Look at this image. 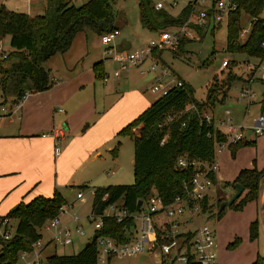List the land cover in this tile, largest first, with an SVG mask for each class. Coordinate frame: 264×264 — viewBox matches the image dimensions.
<instances>
[{
	"label": "crops",
	"instance_id": "obj_1",
	"mask_svg": "<svg viewBox=\"0 0 264 264\" xmlns=\"http://www.w3.org/2000/svg\"><path fill=\"white\" fill-rule=\"evenodd\" d=\"M197 1L199 0L188 1L187 4L192 2V8H194L198 5H194ZM214 1L211 0V3L206 6L210 11ZM178 13L179 11L173 16ZM250 18L249 27L253 21V18ZM226 19L229 21V16ZM221 22L215 23L212 19H208L204 26L192 25L193 33L191 36L181 35L184 43L178 44V48L182 51V48L186 47L193 49L196 43L202 42L209 30L214 35L215 31L220 28ZM126 23L123 21L124 25ZM115 27L118 30L121 29L119 25ZM241 29H239V36ZM89 32L86 30L78 32L74 37H79L82 50H84V42L87 48L91 44V41H88ZM90 33L93 38L94 33ZM226 44L227 28L225 37V49L227 50ZM116 45L115 49L118 54L130 50V44L127 41ZM71 46L72 43L67 51L57 53L45 62V64L50 63V67L43 68L47 70L52 80V85L48 89L29 91L20 102L15 104H10L9 101L3 102V93L0 89V216L7 214L18 203H27L37 196L50 198L55 192L70 196L71 188H78L81 185L88 186V182L97 184L99 187L118 185L119 181H114L115 178L108 176L116 173L115 170L118 169L120 162L118 145L123 135H119V131L160 97L159 94L156 96L149 94L152 93L149 86L155 74V71L149 68L152 61L150 58L144 61L147 63L143 62L141 65L129 66L121 70L119 62L109 58L105 50L99 54L89 51L82 52L81 49L79 52H71ZM5 49L8 50L9 46ZM161 54L162 51L154 53L158 59H161ZM256 59L259 62L255 64L258 65L254 73L255 79L259 70L264 71V58ZM204 63L207 62L203 61L200 65L205 66ZM223 67L226 66H222L221 63L217 71L223 70ZM246 69L242 70L247 73ZM116 70H119L117 76L114 75ZM253 81L245 82L241 90L250 86ZM252 102L253 100L250 103ZM257 105L260 106L258 116L264 115V99L259 100ZM223 113L216 119L212 106L205 107L203 110V115H211L213 127L225 138L229 134V126L244 127L245 134L242 141L246 144L233 150L232 143H230L215 154L217 169L213 182L229 184L225 199H219L217 206L222 200H227L234 194L235 186L230 183L241 169L256 167L260 170L264 168V130L259 134L253 130L258 116L251 124H245L244 120L233 122L228 108ZM140 127L141 125L132 128L135 136L140 135ZM53 134L59 135V138L56 140ZM114 148H116V154H113ZM92 164L97 165L99 170L86 179L88 177L86 169ZM263 184L264 179L261 186ZM80 194L82 196L81 192ZM245 194L246 190H243L238 198H242ZM207 199L209 200L208 194ZM69 205L72 206V204ZM71 216L70 214L65 218L60 215L61 223L73 228L74 223L71 222ZM232 216L231 233L225 236L220 247L222 249L232 238H239L241 243L233 252H226L222 249L220 256L224 255L220 258V263L251 264L260 253V245L264 244V194L260 191L257 200L246 202ZM255 220L259 224L261 221L263 232L258 224L257 237L254 241H250L249 226ZM87 222L90 223L89 220ZM93 234L94 229L87 241L92 238ZM83 235L73 232L69 243L73 245L80 242L74 253H77L87 242L81 241L80 236Z\"/></svg>",
	"mask_w": 264,
	"mask_h": 264
},
{
	"label": "trees",
	"instance_id": "obj_2",
	"mask_svg": "<svg viewBox=\"0 0 264 264\" xmlns=\"http://www.w3.org/2000/svg\"><path fill=\"white\" fill-rule=\"evenodd\" d=\"M138 5L141 24L150 31L182 26L193 6L192 2L188 3L173 16L151 6L148 0H139ZM263 9L264 0H237V10L230 13L227 26L228 51L264 58V19L259 17ZM240 11L253 18L244 42L239 41ZM113 20L114 13L108 0H86L80 6L74 5L71 0H46L44 12L34 16L0 6V36L9 37L6 57L0 58V70L4 75L1 86L3 102L15 104L29 91L48 89L52 80L42 63L57 53L67 51L78 32L86 30L100 36L116 28ZM183 41L181 39L179 44L182 45ZM209 61H206L207 65ZM216 79L214 76L207 87L206 100H195L192 87L183 82L182 87L171 88L158 97L119 131V135L133 137V182L129 185L94 187L92 212L101 214L107 205L118 201H122L129 211H134L138 200L145 199L154 191L166 201L184 193V184H189L195 171L193 166L178 168L177 158L185 156L187 161L209 163L213 160L215 146L225 140L220 131L203 119L205 107L224 100L234 75L228 70L226 79ZM219 97H222L221 100ZM189 103L192 106L186 109ZM167 117H172V120L167 122ZM138 125H141L140 135L135 136L132 128ZM244 144L245 141H239L231 146L234 150ZM113 154H116V148ZM211 177L214 180V175ZM263 179L264 168L240 170L231 183L232 186L238 183L246 190L235 205L237 209L248 201L258 199ZM84 187L87 186H78L79 189ZM105 194L107 197L103 199ZM63 204H66L65 198L55 192L50 198L37 196L27 203L20 202L2 215L17 220V224L12 238L5 240L0 237V264H15L20 252L29 251L32 243L42 238L39 229L58 214ZM221 215L222 211L216 213L218 218ZM102 222L101 228L94 231L98 236L113 237L119 242L128 241L130 220L117 222L113 217L104 216ZM257 234L255 220L249 226V238L254 240ZM238 242L236 239L229 247L236 246ZM263 263L264 258L257 256L251 264ZM44 264H97L96 241L84 245L77 253H53L45 258Z\"/></svg>",
	"mask_w": 264,
	"mask_h": 264
},
{
	"label": "built area",
	"instance_id": "obj_3",
	"mask_svg": "<svg viewBox=\"0 0 264 264\" xmlns=\"http://www.w3.org/2000/svg\"><path fill=\"white\" fill-rule=\"evenodd\" d=\"M200 5L193 19H188L185 24L175 30L160 32L158 40H151L149 46L142 50L141 54L125 52L118 54L113 46H109L111 42L118 36L119 30L114 28L105 32L100 36L101 43L108 46L105 54L112 60L119 62V68L126 69L129 66H137L151 57L152 50L155 48H163L164 46H177L181 35L191 36L193 26H204L208 19L218 23L227 18L231 12L237 10V0H215L211 11L204 7V0L197 1ZM163 4L158 2L156 9H161ZM190 23L191 25H186ZM189 29H185V28ZM251 28H242L240 35H246ZM183 31L182 33H179ZM4 37L0 36V58H5L7 51L3 44ZM264 46V42L262 43ZM227 60L222 61V66L227 65ZM155 71L153 82L149 86L150 92L153 94L165 95L171 88L182 87V80L175 79L171 76L168 67L158 65L152 62L149 66ZM119 70L114 72L118 75ZM4 75L0 70V89L3 83ZM26 95V93L22 96ZM252 93L249 86L242 89L239 98L250 100ZM21 99V100H22ZM20 100V101H21ZM18 101V102H20ZM17 102V103H18ZM203 119L212 124V117L204 114ZM172 117H167L166 121L170 122ZM229 134L223 142L215 146V154L222 151L230 143L235 144L243 140L245 129L241 125L237 127H228ZM255 133L259 134L264 130V115L258 116L253 127ZM48 135V134H45ZM55 139L59 135L53 134ZM164 140V139H163ZM58 143L56 142V145ZM215 154L211 162H203L198 160L187 161L185 156H179L176 166L185 169L193 166L194 175L188 185L184 184V193L176 194L171 200L166 201L157 192L150 193L145 199L141 200L138 209L129 211L123 206L122 201L110 203L105 207L101 214H95L90 211L87 216L92 224L94 231L101 228L103 222L102 217H113L117 222L130 220V230L128 233V241L119 242L113 237L98 236L96 237L97 245V261H107L112 257L122 258L131 257L143 252L156 255L160 264H217L216 254L214 252L213 231L204 221H200L206 213L213 212L211 203L207 199L206 190L213 184L211 175H215L217 165ZM261 193L264 194V184L261 186ZM78 198L81 194L78 193ZM105 194L102 198L105 199ZM69 204H63L59 208L56 216L46 221L42 227L45 231H49L50 235L47 240L42 238L32 243L29 251L19 253L18 261L20 264H42V252L44 248L53 243L54 245L68 244L71 240L73 232L83 235L84 232L79 224V217L71 216V222L74 223L73 228L67 224H62L60 215L68 210ZM217 210V207H216ZM215 210V215H216ZM15 230L11 225V219L6 216L0 217V237L7 240L12 238Z\"/></svg>",
	"mask_w": 264,
	"mask_h": 264
},
{
	"label": "rangeland",
	"instance_id": "obj_4",
	"mask_svg": "<svg viewBox=\"0 0 264 264\" xmlns=\"http://www.w3.org/2000/svg\"><path fill=\"white\" fill-rule=\"evenodd\" d=\"M46 0H0V6H4L6 9L15 10L29 15H38L44 12V4ZM111 4L113 13H114V24L119 25L121 28L119 30V35L109 44V46L115 47L116 44H119L122 41H127L130 44V50L128 52L134 54H141L142 50L146 49L149 46L151 40H158L160 32L173 30L174 28H165L162 31H153L144 28L140 21V8L139 0H108ZM151 6H155L157 2H161L163 7L161 8L170 15H174L178 11L180 12L187 5L188 1L193 0H148ZM204 7L211 3V0H204ZM86 0H71L76 6H80L85 3ZM32 7V8H30ZM200 5H197L194 8L190 9V18H194L197 13ZM259 17L264 18V9L260 13ZM123 21H126V25L123 24ZM251 18L244 11H240V21L239 26L241 28H248ZM187 21L184 22V24ZM228 20L225 18L219 25V29L215 31L214 35L211 34V30L208 31V34H205L202 42L196 43L193 49L178 48V46H164L163 48H155L152 50L150 59L152 62L157 63L158 65L168 66L171 71V76H174L175 79L184 80L188 85L193 89L194 99L197 101H204L207 97V86L211 81L214 74L218 80L226 79L228 70H231V73L234 75L231 86L227 91V96L221 102H216L213 107V113L215 118L221 117L224 113L223 111L228 108L231 116L233 117V122H240L244 120L245 124H251L255 117L260 113V106L257 105V102L261 99H264V71L259 70L257 72V78L255 79V71L258 69V65H255L259 62L256 58L247 56L243 52L228 51L225 49V37H226V28ZM186 25H191L187 23ZM192 26V25H191ZM186 30L189 28H185ZM180 31L179 33H182ZM101 36V35H100ZM100 36L97 34L93 35V38H88V41H91L89 48H87L84 42V50H82V42L79 41V37L74 38L70 50L71 52H79L81 49L82 52H104L108 47L101 43ZM186 36V35H183ZM248 34L239 36V41L243 42L247 38ZM181 39V36H180ZM179 39V40H180ZM187 42V41H186ZM4 47L9 46L8 37L3 40ZM186 44V43H185ZM194 44V43H193ZM69 50V52H70ZM116 50V49H115ZM214 50V52H213ZM161 59H158L157 55H154L158 52H161ZM192 52V53H190ZM149 59V58H148ZM210 59L208 65L204 63L205 66L200 64L204 61ZM223 60H227L226 67L221 71H217L220 67ZM164 61V63H163ZM149 62V61H148ZM264 62V60H263ZM144 63H147L144 62ZM150 64V62H149ZM252 64V65H251ZM42 66L47 68L50 67V63H42ZM166 66V67H167ZM247 68L245 73L242 69ZM216 79V80H217ZM217 80V81H218ZM251 82L249 86V91L252 93L250 100L245 98H239V93L242 87H244L245 82ZM182 81V82H184ZM184 82V83H185ZM149 93V91H148ZM151 95H157L149 93ZM220 96V95H219ZM222 97H219L221 100ZM253 100L252 103H250ZM255 102V103H254ZM192 104H188L186 109L191 108ZM205 110V108L203 109ZM225 118L229 116H224ZM245 129V128H244ZM118 151L120 155V162L118 169L115 170L116 173L113 176H108L110 178H115L114 181H119L118 185H129L133 182V153H134V141L132 136L123 135L120 138V143L118 145ZM99 170L97 165L92 164L86 169L88 178L92 174L96 173ZM105 176V175H104ZM107 176V175H106ZM107 178V177H105ZM82 189L71 188L72 194L70 196H65L62 194L66 200V203L72 204L71 207H68V210L61 214V217H67L68 215H77L79 216V224L84 232L83 236H80L81 241L86 242L88 237L92 235V230L94 229L92 224L88 223L87 216L89 215L92 209L93 201V187H97V184H91ZM113 183V182H112ZM230 183V182H228ZM231 184V183H230ZM104 185V184H101ZM117 185V184H114ZM227 184L213 182V184L206 190V193L209 196V202L211 203L212 211L211 213H206L204 217L200 218V221H204L213 231L214 237V252L217 258V264L220 263V251L226 250V252H233V250L239 246L241 240L238 238V244L234 247H229V245L234 242L237 238L231 239L227 242L221 249L220 244L224 241L225 236L231 233L230 226L231 220H233L232 214L238 212L239 209L235 205L241 200L238 198L233 202V205H228L222 210V215L218 219L215 215V210L217 207V201L219 199H225L227 191ZM107 186V185H105ZM99 187V186H98ZM104 187V186H103ZM77 192H81L82 196L77 197ZM17 220H11V225L13 230H15ZM258 222H257V232H258ZM261 224V221H260ZM259 224V229L261 228L263 232L262 224ZM40 233L43 235L45 240L49 237L50 232L45 231L43 227L39 229ZM75 235V233H74ZM73 235V236H74ZM77 236V235H76ZM250 241L251 240L249 238ZM83 242V243H84ZM82 243V242H81ZM80 242H76L71 245L70 243L64 245H54L50 243L49 246L45 247L42 252V264L45 263V258L52 253L60 254H73L79 247ZM242 250H245L243 246ZM235 251V250H234ZM258 256L264 258V244L260 245V253ZM158 257L156 255L148 254L143 252L131 257H112L109 261H97V264H159ZM15 264H20L19 261Z\"/></svg>",
	"mask_w": 264,
	"mask_h": 264
},
{
	"label": "water",
	"instance_id": "obj_5",
	"mask_svg": "<svg viewBox=\"0 0 264 264\" xmlns=\"http://www.w3.org/2000/svg\"><path fill=\"white\" fill-rule=\"evenodd\" d=\"M91 33L89 32L88 33V38H91ZM235 192L234 194L227 200H222L218 206H217V210H216V213H219L221 212L226 206L228 205H231L240 195L241 193L243 192L244 188L243 186H241L240 184L236 183L235 185ZM141 204V200H138L137 204H136V209H138V207L140 206ZM96 237H97V234L94 233L91 240L87 241L85 243V245H88L91 241H94L96 240Z\"/></svg>",
	"mask_w": 264,
	"mask_h": 264
}]
</instances>
